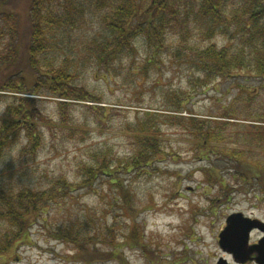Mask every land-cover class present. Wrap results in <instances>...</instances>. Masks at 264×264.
<instances>
[{
	"label": "rangeland",
	"instance_id": "374dc122",
	"mask_svg": "<svg viewBox=\"0 0 264 264\" xmlns=\"http://www.w3.org/2000/svg\"><path fill=\"white\" fill-rule=\"evenodd\" d=\"M73 1L83 17L77 16L74 25L70 21L60 31V48L55 44L57 53L49 60L65 62L94 100L0 90V125L7 104L17 103L16 98H33L43 116L35 118L37 130L44 134L34 147L28 145L30 132H21L0 157V180L14 190L31 191L47 190L61 180L75 191L48 202L42 216L29 222L30 238L17 242L0 264H241L221 249L219 235L231 214L264 220V191L252 173H245L250 180L244 182L224 163L215 164L218 158L211 160L208 155L212 145L202 141L205 131H195L189 119L203 121V129H222L224 135H231L218 144L220 148H237L243 132L249 133L257 124L249 115L264 113V79L242 73L205 86L199 82L198 71L173 54L158 55V62L149 64L153 57L146 52L142 35L137 36L132 55L114 67L98 65L84 51L91 36L102 31V12L94 13L92 0ZM20 2L18 15L24 24L28 2ZM190 3L194 14L197 2ZM187 6L181 9L186 11ZM187 27L192 35L202 31L197 23ZM166 28L168 41L175 42V47L177 37L171 27ZM229 28L235 31L236 26L231 23ZM195 41L226 44L219 32L211 39L196 36L190 42ZM22 74L26 84H17L26 90L33 76L26 68ZM1 77L0 81L5 79ZM244 89L251 93L254 89L258 95L249 101L247 94L241 97ZM231 112L236 118L225 117ZM150 114L161 116L155 122L163 152L154 157L150 168L124 175L135 209L126 212L123 195L108 185V179L91 183L83 178V171L96 165L98 158L116 165L117 159L135 156L136 133L128 128ZM246 145L254 147L248 159L264 165V148L250 141ZM1 226L6 222L0 219ZM80 246L94 255L83 260Z\"/></svg>",
	"mask_w": 264,
	"mask_h": 264
},
{
	"label": "trees",
	"instance_id": "16d2710c",
	"mask_svg": "<svg viewBox=\"0 0 264 264\" xmlns=\"http://www.w3.org/2000/svg\"><path fill=\"white\" fill-rule=\"evenodd\" d=\"M190 1L92 0L94 13L102 12L103 28L91 36L84 52L93 56L98 65L114 67L115 62L133 54L136 38L142 35L146 41V52L153 57L149 64H156L158 61L155 57L158 55L173 54L196 69L199 82L205 86L217 79H230L242 73L264 79V0H195V16L190 12L194 11ZM27 2L29 14L24 25L21 24L17 9L20 0H0V41L3 45L0 51V76L5 78L0 81V90L51 94L65 99L86 100L89 97L94 100L86 86L76 82V73L65 62L49 60V56L56 52L55 44L60 48V31L67 28L70 21L74 25L77 16L83 17V10L73 0ZM185 3L188 5L186 11L181 9ZM191 23H197L202 31L192 35L191 29L187 27ZM231 23L236 26L235 31L229 28ZM168 26L177 37L178 45L175 47V42L168 41L165 31ZM217 32L224 36L226 44L218 46L215 43L201 45L197 41L193 44L190 42L196 36L204 40L211 39ZM235 40L238 47L234 44ZM25 68L33 76L26 90L17 84H26V76L22 74ZM261 88L264 89V85ZM250 93V90L244 89L241 97L247 94V99L253 101L258 93L254 92L253 96ZM16 101L7 104L6 117L0 125V157L24 130L30 132L28 145L37 147L38 142L44 139L43 132L37 130L35 122V118H43L38 114V100L29 98L24 101L16 98ZM158 117L161 116L150 114L129 126L128 132L136 133L135 139H132L135 156L117 159L116 165L98 158L94 163L96 165L85 167L83 171V178H89L91 183L108 179V185L116 187V191L123 195L122 208L126 212L134 213L135 209L124 175L150 168L154 157L163 152L160 151L159 126L155 122ZM225 117L236 118V115L231 112L225 114ZM249 118L257 124L252 125L249 133L243 132V141L232 149L219 147L224 139L231 136L224 135L222 129H203V121L196 118H190L189 121L195 131H205L202 141L212 145L208 148L212 150L208 155L212 157L211 160L213 157L218 158L215 164L224 163L225 167L241 175L244 182L250 180L249 176H244L245 173H252V178L256 179L257 185L264 191V165L248 159L249 151L254 147L246 145L250 141L264 148V113H253ZM71 189L68 183L56 180L47 190H14L0 180V219L6 222L4 228L0 227V258L12 253L17 242L30 238L29 222L42 216L48 202H55L58 194L66 195L75 191ZM78 249L83 260L95 253L89 250L85 252L81 246ZM94 249L99 250L96 247Z\"/></svg>",
	"mask_w": 264,
	"mask_h": 264
},
{
	"label": "water",
	"instance_id": "95a60500",
	"mask_svg": "<svg viewBox=\"0 0 264 264\" xmlns=\"http://www.w3.org/2000/svg\"><path fill=\"white\" fill-rule=\"evenodd\" d=\"M259 228L264 231V222L258 219L245 217L243 213L231 214L226 221V227L219 235L221 249L232 254L235 261L244 263L251 259L253 251L256 252V262L264 264V238L257 245L251 246L250 233ZM221 264H226L222 262Z\"/></svg>",
	"mask_w": 264,
	"mask_h": 264
},
{
	"label": "flooded vegetation",
	"instance_id": "af4514ba",
	"mask_svg": "<svg viewBox=\"0 0 264 264\" xmlns=\"http://www.w3.org/2000/svg\"><path fill=\"white\" fill-rule=\"evenodd\" d=\"M255 235L257 237L256 239H254V236ZM263 238H264V232L261 229H259V228L254 229L251 232V234H250V244L254 246V245L258 244ZM256 256H257L256 252L253 251V254L251 256V259L249 261H247V262L248 263H252V264H257L256 259H255ZM242 264H245V263H242Z\"/></svg>",
	"mask_w": 264,
	"mask_h": 264
}]
</instances>
